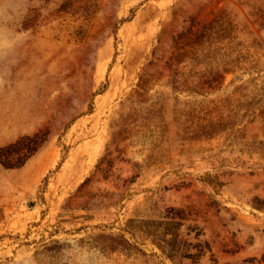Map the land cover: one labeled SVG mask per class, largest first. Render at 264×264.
<instances>
[{
    "label": "rangeland",
    "instance_id": "374dc122",
    "mask_svg": "<svg viewBox=\"0 0 264 264\" xmlns=\"http://www.w3.org/2000/svg\"><path fill=\"white\" fill-rule=\"evenodd\" d=\"M21 7L0 264H63L77 234L110 264H264V0Z\"/></svg>",
    "mask_w": 264,
    "mask_h": 264
},
{
    "label": "clouds",
    "instance_id": "9594fccd",
    "mask_svg": "<svg viewBox=\"0 0 264 264\" xmlns=\"http://www.w3.org/2000/svg\"><path fill=\"white\" fill-rule=\"evenodd\" d=\"M24 2L25 0H0V63L5 57V28L15 32L16 37L23 34L19 29H21V21L25 15L21 7ZM9 44L8 47H10ZM5 75L6 73L0 70V86L5 82ZM60 253L65 257L63 264H110L109 256L102 247L84 241L78 237V234L64 241Z\"/></svg>",
    "mask_w": 264,
    "mask_h": 264
},
{
    "label": "trees",
    "instance_id": "16d2710c",
    "mask_svg": "<svg viewBox=\"0 0 264 264\" xmlns=\"http://www.w3.org/2000/svg\"><path fill=\"white\" fill-rule=\"evenodd\" d=\"M0 161L2 162V164H3L4 166H6V167H8V168H12V167H13L12 165H9V164L5 163V162L2 161V160H0Z\"/></svg>",
    "mask_w": 264,
    "mask_h": 264
}]
</instances>
